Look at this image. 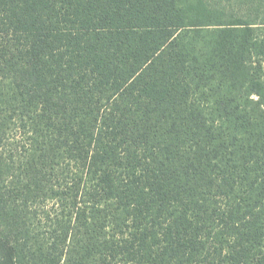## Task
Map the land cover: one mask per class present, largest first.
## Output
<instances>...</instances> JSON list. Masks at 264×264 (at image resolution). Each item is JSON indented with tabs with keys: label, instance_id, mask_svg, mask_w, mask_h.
I'll return each instance as SVG.
<instances>
[{
	"label": "trees",
	"instance_id": "1",
	"mask_svg": "<svg viewBox=\"0 0 264 264\" xmlns=\"http://www.w3.org/2000/svg\"><path fill=\"white\" fill-rule=\"evenodd\" d=\"M222 4L0 0V264H264V4Z\"/></svg>",
	"mask_w": 264,
	"mask_h": 264
},
{
	"label": "rangeland",
	"instance_id": "2",
	"mask_svg": "<svg viewBox=\"0 0 264 264\" xmlns=\"http://www.w3.org/2000/svg\"><path fill=\"white\" fill-rule=\"evenodd\" d=\"M209 1V0H208ZM249 1H255V2H260L261 0H220V2H222L223 6H228L230 8H232L234 11H236L237 13V8H241L244 7L245 5L249 4ZM263 4H264V0ZM258 10H255V16L259 17V21L262 22L264 21V10H260V12H257ZM239 15H244V13ZM254 33H251L253 36V43H256L257 47L256 49L253 51V56L248 64V68L250 69V74L251 75H255L258 76L261 80V82L264 84V26H257L254 27ZM206 34V33H203ZM207 40L208 41H213L215 38V35H212L210 33L207 34ZM198 47L200 48L201 46L198 44ZM210 45L208 46L207 50H205V52L207 54H210ZM207 94L210 96V93L207 92ZM199 96H197V99H199ZM203 99H207V101H203V104L207 107H209V109L207 110V115L209 118H214V119H218V113L217 112H213L212 111V98L211 97H204L201 96ZM255 100L258 99L257 96L253 97Z\"/></svg>",
	"mask_w": 264,
	"mask_h": 264
}]
</instances>
